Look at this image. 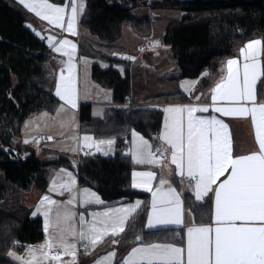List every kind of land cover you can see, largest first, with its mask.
<instances>
[{"label": "trees", "instance_id": "1", "mask_svg": "<svg viewBox=\"0 0 264 264\" xmlns=\"http://www.w3.org/2000/svg\"><path fill=\"white\" fill-rule=\"evenodd\" d=\"M48 1L69 4V0ZM83 4L78 18V50L80 55L109 63L104 68L92 63L91 78L111 90L114 104L93 116L91 103L79 102V132L114 139L115 151L109 156L52 152L42 161L19 135L26 118L42 110L54 111L60 101L53 91L55 72L49 67L50 51L26 24V12L17 0H0V264H17L8 256L10 250L22 252L26 245L44 239L42 217L32 216V208L22 203V196L30 187L47 189V165L73 170L79 184L95 189L105 206L140 200L124 231L114 236L118 257L114 264H119L136 243H182L180 228H143L149 195L131 186L134 164L124 153L131 131L152 138L159 132L162 112L151 104L188 99L181 92L165 93L148 96L141 104H127L131 96L128 68L121 73L111 63L126 65L129 60L115 57L120 48L114 43L124 25L140 36L149 34L147 19L131 16V8L151 5L184 11L179 19L167 23L160 41L170 46L178 77L198 78L199 87L210 84L222 60L233 55L238 45L253 38L264 42V0H83ZM45 152L50 154L51 150ZM184 200L195 221L211 220L209 199L197 202L186 195ZM80 250L77 261L83 264Z\"/></svg>", "mask_w": 264, "mask_h": 264}, {"label": "snow or ice", "instance_id": "2", "mask_svg": "<svg viewBox=\"0 0 264 264\" xmlns=\"http://www.w3.org/2000/svg\"><path fill=\"white\" fill-rule=\"evenodd\" d=\"M19 2L30 11L41 16L50 23L63 28L65 7H57L48 0H19ZM67 7V6H66ZM84 10L83 0H72L70 15L67 20V31L75 33V23L78 15ZM49 42L55 37H49ZM261 40L250 41L241 49V54L246 61L243 64V73L237 67L238 61L230 59L227 61V77L218 83L212 90L213 103L217 100L229 102V106L214 107V111L224 116L246 117L251 114L259 144V151L250 155L233 157L232 142L228 131V125L215 116L211 118L197 117L196 112H207V106L194 107H170L165 109L170 114L169 122H166L163 139L172 146V163L183 171L186 167L187 175L196 178V198L202 199L212 185L225 172L230 169V174L215 189V224L211 226L192 227L188 229V244L186 253V264H264V103H255V83L260 75L258 56L262 46ZM59 47L55 51H61L65 46H70L74 51L75 44L69 40H60ZM71 59V52H65ZM69 75H61V84L57 87L56 94L66 100L73 108L76 107V90L72 77V65L69 61ZM198 99V97H197ZM246 102H252L248 107ZM187 112V136L185 143L183 113ZM137 136L136 133H133ZM85 141L90 137H85ZM141 143L135 146L134 158L137 163L159 162L155 154L148 152L147 159L137 158L143 155L146 147L150 148L147 141L139 138ZM27 142V141H25ZM107 143L109 146L113 141H100L99 144ZM91 147V145H88ZM134 187H144L151 191V181L155 173H134ZM74 184V179L71 178ZM136 178H139L137 180ZM166 181H161L163 185ZM55 186V181L53 182ZM70 190L69 185H61ZM85 195H89L87 191ZM95 196L94 193L90 194ZM56 204L45 196L42 203ZM69 200L67 203L71 204ZM96 202H100L96 198ZM139 207V202L127 208L109 209L103 214H93L94 218L87 229L81 228L79 233L69 224L74 214L64 210L56 212V220L50 218L52 209L44 212L45 231L50 227H58V241L56 236L50 235L48 240L41 246L43 260L60 261L61 255L49 256L53 249H63V252L76 256V245L68 242V236H77L81 240L88 239L95 246L105 236L118 235L124 231V225L128 216ZM37 211H40L39 207ZM103 216L97 226L96 216ZM181 201L175 189L169 188L167 192L157 189L153 193L152 213L149 216V227L155 224L182 223ZM85 223L81 216V224ZM63 225V226H61ZM214 232V236L212 233ZM139 239V238H138ZM117 243V241H113ZM47 249L48 251H43ZM185 250L172 245L149 244L133 248L124 264H185L183 257ZM9 255L15 256L14 253ZM29 255L32 260L25 264H32L36 260L35 253L30 249ZM115 253H109L114 257ZM23 259L22 257H16ZM98 264L101 262L98 261Z\"/></svg>", "mask_w": 264, "mask_h": 264}, {"label": "crops", "instance_id": "3", "mask_svg": "<svg viewBox=\"0 0 264 264\" xmlns=\"http://www.w3.org/2000/svg\"><path fill=\"white\" fill-rule=\"evenodd\" d=\"M17 2L24 8L25 12L28 14V17L26 18V24L35 32V34L47 45L49 51H50V59H49V65L50 68L54 70L55 72V81L53 84V91L56 94L57 92V87L59 84H61V75L68 77L69 75V69H68V65H69V61L71 62L72 65V77L74 79V84H75V89H76V85L78 83V78H79V74L81 73V64H80V58L81 56L85 59H87V57L80 55L79 50H78V36H79V24H78V18L79 15L77 17L76 23H75V35L72 34L71 32L67 31V20L68 17L70 15V3H65V4H56V3H52L50 1H48V3L57 6V7H65V17H64V27H58L52 23H50L48 20H45L42 18L41 16L36 15L35 12L30 11L28 8H26L24 5H22L19 0H17ZM79 2V0H78ZM67 6V7H66ZM49 37H55V40L52 41V43L49 42ZM89 38L94 39L93 37H91V35H88ZM69 40L71 41L72 44L76 45V48L74 51L71 50L70 46H65L61 51L57 52L55 51L56 47H59V41L60 40ZM253 40H261V38H253L250 40L245 41L244 43L238 45L235 53L231 56H228L226 58H224L222 60V62L220 63L218 70L216 72V74L214 75V77L212 78L210 84H208L207 86H202L199 87L198 85V78H177L179 75V72L177 71V73H173L174 75H168L166 72H162L160 73V75H157L156 77H153L152 75H149L145 72L146 76H151L152 80L148 79V83H150L149 81H153L155 80V82L157 83V85L155 86L156 88L152 87L149 90L150 95H145L144 93L141 95H133L132 91H131V96L129 98V102L128 103H143L144 99L148 96H152V95H156V94H165V93H184L188 99L185 101H175V102H164V103H152L154 107L156 108H160L161 112H162V118H161V126L159 129V132L156 133L151 139H149L148 137L143 136L140 132H136V133H140L141 136H134L133 133L131 131V135H130V143L129 146L125 149L124 153L126 155H128L131 159V161L134 164V167L131 171V186L138 190V191H142V192H147L149 197H148V201H147V209H146V215H145V219H144V223H143V228L145 230H154V229H158V228H180L181 234H182V243L178 244L177 242H159V241H154V242H148V243H136L134 245H132L127 252L119 259V264H124V261L129 257V254L131 253L133 248L136 247H141V246H145V245H149V244H159V245H172L175 247H179L185 250L184 254H183V259L185 261L186 264V253H187V244H188V229L192 228V227H200V226H211L213 229L216 227L215 224V189L218 187V185L223 182L227 176L230 174V169L228 172H225L223 175H221L219 177V179L217 180L216 184L212 185V191H209L206 195H204L202 197V199L197 200L196 198V188H195V184H196V178L191 182V183H187L185 180L183 181V176H188L187 175V170L186 167L183 169V171H181L180 169L177 168V166L175 164L172 163V146L170 144L167 143L166 140H164L162 137L165 133V126H166V122H169V118H170V114L167 113L165 111V109L170 108V107H183V106H194V107H204L207 106L208 107V111L207 112H196L193 115L197 116V117H205V118H211L213 116H215L217 119L222 120L225 124L228 125V131L230 134V138H231V142H232V155L233 157H239V156H245V155H250L252 153H256L259 151V144L256 138V131H255V127L253 124V120L251 117V114H249L246 117H232V116H224L222 113H218L214 111V107H225V106H229V102L227 101H222V100H217L215 102V104L213 103L212 100V95H213V89L216 87V85L220 82H222V80H225L227 77V61L230 59H236L238 61V65L237 67L240 70L241 76L243 73V64L246 62L241 54V49L244 48L250 41ZM263 42V41H262ZM115 45V44H114ZM117 46V45H116ZM147 45L142 44L140 47L143 49L146 48ZM118 48H120V50H123L125 52L131 53L129 51H126L125 49H123L121 46H117ZM144 51V50H143ZM65 52H71V59L68 55L65 54ZM136 54L137 56V60H138V56L139 53H131V55L134 57ZM258 62L260 65V75L257 77L254 89H255V103L261 104L264 103V43H262L261 49H260V54L258 56ZM130 61V60H129ZM175 61V60H174ZM92 63V62H91ZM131 62L126 63V66H130ZM174 72V71H173ZM183 79V81H185L186 85L184 86H177L175 83V81H181ZM185 79H193V80H185ZM144 83V81H143ZM94 84L93 80H91V84ZM147 87V86H145ZM92 89H94L95 91L98 90L99 93H105L104 87L101 86H92ZM109 89V88H107ZM109 92H107V99L106 101H102L104 102L107 107L113 105L114 103L111 101V90H107ZM57 95V94H56ZM140 96V97H137ZM57 97L59 98V100H64L61 99L60 96L57 95ZM198 97V99H197ZM76 99V107H72V110H78V104L81 101H88L91 103V108L93 106V101L91 99V97H87L86 99L81 98V97H77L75 96ZM248 107L252 106V102H246ZM70 105V104H69ZM66 110L69 109L68 106H65ZM105 108V107H104ZM62 109V108H61ZM65 111V110H63ZM35 115V114H34ZM92 115L93 116H99V115H95L93 113L92 110ZM183 125H184V135H185V143H186V136H187V112L185 111L183 114ZM33 116V115H32ZM136 131V130H135ZM84 134H89V133H85V132H81ZM91 135V134H90ZM140 137L143 138L144 141H150V148L146 147L144 149L143 155L137 158H144L147 159L148 157V152L151 151V148L154 147L155 148V157L158 159L159 162H154V163H137L136 162V158H134V151H135V146L139 143H141L140 141ZM97 139V138H95ZM98 141L100 140H105V141H113V143L109 146L107 144V149H100L103 150V153H98L100 155L103 156H109V155H113L114 151H115V141L112 138H107V139H97ZM21 141H22V137H21ZM23 142V141H22ZM148 144V142H147ZM101 148V146L99 147ZM49 149V148H48ZM82 149H89L90 153H94V150L90 149V148H82ZM94 149H96V147L94 146ZM77 150H81L80 149H76L75 154H71V155H78L77 154ZM152 152V151H151ZM153 153V152H152ZM95 154V153H94ZM97 154V153H96ZM51 167V166H50ZM52 169L47 170V178L48 179V186L47 189L45 191H40L38 190V193H40V201L42 200L43 197H45V195H51V192L49 191L50 188H58L59 190H62L63 192L68 191V189L61 187V185H69L70 189H73V187L75 188V190H77L76 196L77 199L79 200V203H81V197H83L84 201V205L82 206V208L86 211L89 210H93L95 212H101V214L108 212L109 209H121V208H127L131 205H135L137 202H139L140 205V200L137 198H134L132 200H128V201H121L115 204H110V205H104L102 198L99 196V194L97 195L95 189H93L92 187L90 188H85V185H81L78 182L76 173L66 167H51ZM147 172H152L155 173V177L154 179L151 181L150 187H151V191H148L147 189H145L144 187H134L133 183H134V173H147ZM69 174L71 175V178L74 179V184L71 182ZM137 180H139V178H136ZM166 181V183H164L163 185L161 184V181ZM55 181V186L53 184V182ZM73 186V187H72ZM31 188V187H30ZM29 188V189H30ZM169 188L175 189L176 193L179 194V198L181 201V219H182V223L180 224H175V223H165V224H155L152 227H149V216L152 213V201H153V193L157 191V189H160L162 192H167ZM28 189V190H29ZM82 189L83 192H82ZM27 190V191H28ZM25 191L23 193L22 199L24 197V194L27 192ZM87 191V193L89 195H85V192ZM68 193V192H66ZM94 193L95 196H91L90 194ZM186 195H191L193 197V199L197 202H203L206 199H209L212 203V216H211V220L208 222H197L194 220L193 218V212L192 210L185 204V196ZM100 197V198H99ZM96 198H99L100 202H96ZM23 203V201H22ZM24 204V203H23ZM25 205V204H24ZM26 206V205H25ZM28 207V206H27ZM31 208V207H30ZM138 208H136L135 212L137 211ZM78 211H81V207L78 208ZM33 212V210H32ZM135 212L131 213L128 218L126 219L125 225H124V229L125 226L127 224L128 219L130 218V216L132 214H134ZM42 219H43V230L44 233L46 235V231H45V218H44V213L41 211L39 212V214ZM101 217H103L101 215ZM104 218V217H103ZM86 219H89V215L87 212L86 215ZM97 220V225L98 227L100 226V224H98L99 220L96 218ZM89 223L88 222V227H89ZM63 226V225H62ZM81 224L79 223L78 226V231L77 233H79ZM87 227V228H88ZM86 227H84V229H87ZM212 235L214 236V232L212 233ZM56 236V238L58 239V235H54ZM114 236L117 235H112L111 233L107 236H105L100 242L97 243V246L101 247L102 245L104 246L105 243L107 242V245L109 244L111 247L109 249H107V251H109L110 253H115V257L117 255V243H114L113 241H116V239L114 238ZM76 240H80L79 235H77ZM78 241V242H80ZM84 247L80 250V255L82 256V261L83 264H91L90 263V259L88 257H85L84 255H82V252H85L87 246H88V242L90 243V241L88 239H84L82 240ZM91 244V243H90ZM79 252L77 251V254ZM91 253V252H90ZM53 256V255H51ZM89 262V263H88ZM78 264V262H77ZM140 264H147L146 261H141Z\"/></svg>", "mask_w": 264, "mask_h": 264}, {"label": "rangeland", "instance_id": "4", "mask_svg": "<svg viewBox=\"0 0 264 264\" xmlns=\"http://www.w3.org/2000/svg\"><path fill=\"white\" fill-rule=\"evenodd\" d=\"M122 4L128 5L127 2H122ZM183 13L184 11L178 8L152 7L151 5H138L130 9L131 16L147 19L149 24V34L140 36L136 32H134L130 26L124 25L122 27L120 37L115 41L114 44L117 46H121L123 49L131 53H139L138 60L135 54V56L130 59V66H126L123 63H111V65L121 73H124V69L126 67L128 68L131 82V91L133 95L135 94V97L136 95H141L143 93L145 95H150L148 94L149 90L152 87L156 88L155 86L157 85V83L155 82V80L149 81L150 83L147 82L148 79L152 80V77L146 76L145 72L149 75H152L153 77L160 75V73L162 72H166L168 75H174L173 73L176 74L177 71L179 72V68L176 61H174L170 46L161 43L160 37L163 34L167 23L169 21L179 19L183 15ZM27 15L28 14L26 13V18L28 17ZM142 44L147 45L146 48L143 49L144 51L140 47ZM85 57H87V59L83 58L82 56L80 58L81 73L79 74L78 83L75 89L76 96L84 99H86L87 97H91L94 103L92 106L93 113L95 115H101L104 107L107 106L102 101H106L107 92H109L107 90L109 89H104L105 93H99L98 90L95 91L94 89H92V86L98 87L100 85H98L94 81V84L90 85L92 80L91 65L92 63H98L101 68H104L107 67L109 63L106 60L100 59L98 57ZM177 78L179 79V77ZM174 84H176L177 86L186 85L183 79L181 81H175ZM151 105L153 106V104ZM65 106H68L69 109L66 110ZM132 132L136 133L138 131L132 130ZM136 134H138V136H141L140 133ZM37 136H40L43 140H37ZM21 137L22 141L29 145L37 153L38 157L42 161H47L49 156H52V152H66L68 154H75L76 149L80 148H90L94 150L95 154H101L103 153V150H97V143L100 141H105H98L90 134L79 132L78 110L73 111L71 105H69L66 100L59 101L54 111L42 110L35 115L26 118L21 127L19 139H21ZM85 137H90L91 139L85 141ZM147 142L148 145H150V141ZM88 145H91V147H89ZM94 146L96 147V149H94ZM100 146V149H107V143L99 144V147ZM46 149L51 150L50 154L45 152ZM78 153L79 150H77V154ZM50 166L51 165H47V170L52 169V166ZM47 179H49V177ZM84 187L90 188V186H88L87 184H85ZM73 189L74 191L70 189L63 192L58 188H50L49 191L51 192V195L45 196L49 197L50 200L56 202V204L53 205L49 204L48 202L42 203V200L40 201L39 198L40 193H38V190L35 187H31L24 194L22 201L26 206L32 208V216L38 215L41 211L44 213L49 208H51L52 212L50 213V218L53 222L56 220L57 211L63 213L64 210L67 209L74 214L73 218L69 221V224L74 227L76 231H78L79 223L81 224V216L83 217L85 223L83 225L81 224L80 229L84 227L87 228L88 222H91L94 218L93 214H101V212L84 210L82 208V206L84 205L83 197H81V203H79V200L76 196L77 190H75L74 187ZM83 190L84 189H82V192ZM96 194L98 195V193ZM69 200H72L73 202L71 204H68L67 202ZM38 207L40 211H37ZM79 207H81V211H78ZM87 212L89 215L88 220L86 219ZM95 218H97L99 221L104 219L101 216H96ZM58 230V227H50L42 241L26 245L22 252L10 250L8 256L17 264H25V261L32 260V257L29 255L31 249L36 256V260L33 261L32 264H77V245L78 241H80L76 240L77 236L67 237L69 243L76 245L75 258L64 253L63 249L60 248L53 249L56 250L57 253L59 252V254L61 255L60 261L42 259L41 246L45 244L50 235H57ZM80 242H82V240ZM110 247L111 246L109 244L107 245V242L104 246L102 245L101 247L97 246V244L93 246L88 242V246L85 249L86 251L82 252V255L88 257L91 264H98V261L101 262V264H114L118 257H109L110 252L107 251V249H109ZM43 251L48 250L43 249ZM10 253H14L15 256L9 255ZM16 257H22L23 259H17ZM78 264H81V262H78Z\"/></svg>", "mask_w": 264, "mask_h": 264}, {"label": "built area", "instance_id": "5", "mask_svg": "<svg viewBox=\"0 0 264 264\" xmlns=\"http://www.w3.org/2000/svg\"><path fill=\"white\" fill-rule=\"evenodd\" d=\"M72 0H69V3L71 4ZM115 57L121 59V60H130L133 58V56L131 55V53L125 52L123 50H118L115 52ZM37 140H43L40 136L36 137ZM151 151L154 153L155 152V148L152 147ZM79 153L81 154H90V150L89 149H81L79 151ZM183 181L185 180L187 183H191L195 178L193 177H189V176H183ZM83 245L81 243H79L77 245V251L79 252L80 248H82ZM57 251L56 250H52L49 252V255H56ZM78 262V261H77Z\"/></svg>", "mask_w": 264, "mask_h": 264}]
</instances>
